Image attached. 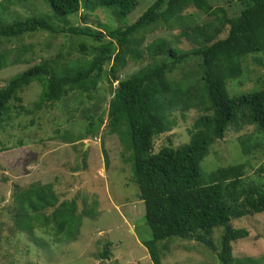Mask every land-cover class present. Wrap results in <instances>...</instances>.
<instances>
[{
	"label": "trees",
	"instance_id": "16d2710c",
	"mask_svg": "<svg viewBox=\"0 0 264 264\" xmlns=\"http://www.w3.org/2000/svg\"><path fill=\"white\" fill-rule=\"evenodd\" d=\"M48 1L57 17L77 16L84 9L90 12L102 9L108 14L111 11L116 18L127 17L139 6L138 0ZM231 1L241 6L239 15L233 18L221 9H214L208 0H156L130 25L111 28L109 23L100 24L103 30H108L106 33L89 26L58 30L48 20L40 18L0 25V38L11 39L34 32L51 33L57 36L55 38L63 34L84 40L75 43L76 47L68 52V56L75 51H94L91 60H72L62 66H55L58 61H52V66L51 61L38 63L13 77L0 88V126L4 128L3 125L12 120L13 101L22 103L20 94L36 82L41 84L42 94L34 106L35 110H40L43 106L67 104L73 100L72 96L74 101L85 102L83 95L93 93L106 78L112 95L107 122L109 132L121 142L123 160L133 172L131 181L139 187V197L145 204V222L153 238L143 244L154 264H162L159 241L177 237L209 246L208 239L217 228H221L220 264H258L252 258L235 257L233 244L247 238L249 232L234 228L232 221L264 213V187L248 178L246 161L220 167L208 174L201 170L210 147L223 140L230 128L239 131L245 125H254L264 133V77L258 80L260 87L251 92L230 93V84L242 83L240 78L244 76L246 60L249 57L264 58V0ZM190 6L212 20L216 16L217 22L193 26L190 33L176 29L183 26L184 13ZM161 25L172 34L180 31L175 37L176 44H181V38L192 39L199 48L183 51L170 46L164 39L154 41L147 51L155 64L122 80L119 73L127 66V58L137 60L142 56L138 47L142 45L143 37L137 40L136 36ZM223 33L225 35L221 37ZM13 44L0 49V71L9 66L6 51L13 49ZM190 56L199 58L196 72H186L180 80L173 82L169 74ZM58 57L66 60L62 53ZM112 59L114 64L108 70L107 65ZM190 109L202 113L189 131V142L175 147L170 141L156 153L155 139L170 132L178 116L184 118ZM91 112L86 109L82 113L88 124L85 131L96 139L106 112L95 115ZM243 144L242 153L248 159L252 147ZM106 163L109 164L107 155ZM259 174H264V166L257 171ZM55 181L44 186L33 184L21 193L18 211L33 214L17 215L18 222L19 219L27 221L23 229L31 230L37 222H50L51 219L52 222L62 220L56 224V227L60 225L58 231L61 233L66 226L74 225L79 229V218L75 215L72 218L65 213L55 214L75 213L77 208L73 201L57 206V192L52 187ZM49 209L54 210L46 218L42 212ZM108 253H102V258L107 259Z\"/></svg>",
	"mask_w": 264,
	"mask_h": 264
},
{
	"label": "rangeland",
	"instance_id": "374dc122",
	"mask_svg": "<svg viewBox=\"0 0 264 264\" xmlns=\"http://www.w3.org/2000/svg\"><path fill=\"white\" fill-rule=\"evenodd\" d=\"M138 1L139 6L132 14L116 18L111 11L108 14L102 9L95 12L84 9L77 16L57 17L48 0H0V25L40 18L48 20L58 30L89 26L106 33L108 30H103L100 24L109 23L111 28L130 25L156 0ZM208 1L214 9L225 11L231 18L241 11V6L231 0ZM184 15L183 26L176 29L189 33L193 26L217 22L216 16L212 20L193 6ZM179 32L176 30L172 34L166 26L161 25L136 36L137 40L143 37V43L138 47L142 56L137 60L128 57L127 66L119 73L120 78L129 79L144 67L155 64L147 47L159 39L183 51L199 48L192 39L181 38V44H176L175 37ZM224 35L221 34V37ZM55 37L51 33L34 32L11 39L0 38V49L9 48L14 43L13 49L6 51L9 66L0 71V88L35 64L51 61L52 66V61H58L55 66H62L70 64L72 60H91L95 54L93 50L84 53L75 51L68 56V52L76 47L75 43L80 44L84 40L63 34ZM61 53L66 60L58 57ZM190 57L169 74L173 82L180 80L186 72H196L199 58ZM67 60L68 63H65ZM113 64L114 59L108 63L107 69L110 70ZM243 65L245 73L240 78L242 83L237 81L230 84L232 95L259 88L258 80L264 77L263 57H249ZM41 94L42 87L38 82L26 88L20 94L22 103L13 101L12 120L3 125L4 128L0 126V264H154L143 244L153 238L145 222V204L139 197V187L131 181L133 172L123 160L121 142L109 132L107 122L112 95L108 81L104 78L93 93L83 95L85 102L74 101L72 96L73 100L67 104L59 103L35 110L34 104L39 102ZM86 109L92 110V115L106 112L104 125L96 139L85 131L88 124L82 113ZM201 113L198 109H190L184 118L178 116L172 130L155 139V152L170 141L175 147L189 142V131ZM242 141L252 147L248 159L242 153ZM106 155L109 164L106 163ZM126 156L130 158L129 154ZM244 161L250 176L248 178L260 182L264 187V174L257 175L259 168L264 166V133H260L254 125H245L239 131L230 128L223 140L210 147L201 163V170L208 174L220 167L234 166ZM54 181L52 187L57 192V206L67 201L77 203L75 213L55 214L65 213L72 218L75 215L79 218V229L74 225L66 226L61 233L58 231L60 225L56 227V224L62 220L52 222V219L50 222H37L31 230L23 229L27 221L19 219L18 222L17 215L33 214L18 211L21 193L33 184L44 186ZM53 210L42 214L47 218ZM44 225L48 227H40ZM232 225L249 232L247 238L233 244L235 257L242 260L252 258L258 264H264V213L233 220ZM220 232L221 228L215 230L208 239L209 246L177 237L159 241L161 263L220 264ZM106 252H109L108 257L103 259L101 254Z\"/></svg>",
	"mask_w": 264,
	"mask_h": 264
}]
</instances>
